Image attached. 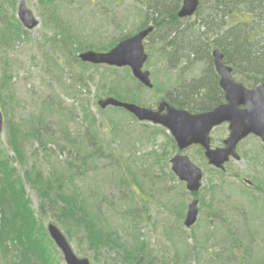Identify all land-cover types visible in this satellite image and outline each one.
<instances>
[{
    "label": "trees",
    "instance_id": "obj_1",
    "mask_svg": "<svg viewBox=\"0 0 264 264\" xmlns=\"http://www.w3.org/2000/svg\"><path fill=\"white\" fill-rule=\"evenodd\" d=\"M38 1L40 12L47 21L46 33L50 34V37L43 38L41 51L44 59L51 62L56 70L54 80L60 85H65L63 76L66 73L71 74L75 65L80 69L76 74H72L71 78L80 81L84 69L99 67L82 63L78 59V53L87 50L106 52L120 40L149 25L153 26V31L147 40L150 39L151 43L154 40L158 55L165 62L166 71H179L175 86L169 82L162 84L154 81L153 89L148 90L125 69L124 78L117 76L100 79L98 91L101 95L148 106L142 96L152 91L161 94L160 100L166 99L173 106L189 112L210 111L223 102V93L218 86V77L212 64L211 52L215 49L223 54V61L232 68L235 80L248 88H254L264 82V0H199L192 23L188 22L190 18L177 17L182 0H89L90 3L94 1L96 11H92L91 15L99 16L97 20L91 16L95 31L92 33L98 38L90 42H80L78 31V25L82 24L84 28L89 22H77L72 19L69 15L73 14L72 12L64 10V13L63 8L56 5L58 0ZM9 2H0V92L3 95L6 91L8 97L13 87L9 52L19 42L29 40L27 32L14 14L17 1ZM7 4L11 7L10 10L7 9ZM132 10L135 13H131ZM128 21L137 24L136 30L119 37L109 34V28L114 26L115 22L124 26ZM86 37L91 39L90 36ZM195 64L204 66L201 75L188 82L184 81V75ZM2 95L0 93V108L8 147L14 160L25 169L20 175L7 155V150L0 144V264H58L52 257V241L45 227L35 217L31 201L25 192V184L36 193L38 213L45 216L48 212L67 240L81 242L93 251L95 261L104 253H112L110 261L113 264H191L192 259L193 263L200 264L199 259L203 261L202 254L209 264H246V258L251 252L250 245L247 251L241 250L243 245L238 232L246 226H251L252 216L248 217L249 210L240 211L234 202L228 203L224 209L212 204L206 205L208 213L202 234L190 230L188 235L181 230L169 228L168 224L163 225L161 234L171 246L163 245V250L158 251L159 254L148 248L139 234L138 228L151 222L148 208L152 205L149 198L156 192V180L176 181L170 171L162 169L163 164L167 165L169 154L175 150L171 137L168 136L170 144L164 145L159 152L151 150L144 154L142 159L147 160L148 164L139 166L138 170L137 159L126 158L123 153V158H117V164L108 172L99 173L95 172L96 162L104 158L108 148L111 152L112 141L110 144L103 142V130L86 107V102L81 107L79 124L84 130L86 140L77 145L68 137L59 141L51 137L55 131L50 122L59 117L63 125H68L69 121L76 118L73 107L64 110L60 104L50 103L46 99L41 104L39 113L29 116L22 124H10ZM107 109L128 115L121 109ZM97 112L100 115L105 111L97 108ZM110 124L117 128V124ZM139 125L146 129L135 131L137 146L138 143H154L164 131L145 123ZM30 140L32 158L40 157L42 163L47 164V168L42 171L36 164V159L27 164L26 142ZM33 144H37V148ZM153 165L154 168L159 167L155 172L152 171ZM98 175L102 178L99 179L101 186L110 182L112 189L109 193L104 194L89 188V182L94 183ZM262 185L263 182H260L255 188L261 196L250 194L249 203L252 209L260 208L264 212ZM162 187L163 191L167 192L165 184ZM182 187L184 188L183 185ZM133 188L137 189L139 194H136ZM227 188V183L223 180L219 185L211 186L210 194L215 196ZM196 197H199V194H196ZM126 203L132 204L133 208ZM185 209L184 202L179 205L177 203L172 213L177 214L176 218L181 221ZM231 213L238 215L241 224L230 222V227L227 218ZM108 215H118L116 223H110ZM128 221L132 223L134 233L123 239L118 235V227L125 225L127 230ZM216 223L219 226L213 232ZM154 224L155 222L150 226L154 227ZM232 225L236 229H233ZM210 239L215 240L219 246L210 249ZM190 240L193 245L188 243ZM171 248L173 251L169 254ZM258 264H264V257Z\"/></svg>",
    "mask_w": 264,
    "mask_h": 264
},
{
    "label": "rangeland",
    "instance_id": "obj_2",
    "mask_svg": "<svg viewBox=\"0 0 264 264\" xmlns=\"http://www.w3.org/2000/svg\"><path fill=\"white\" fill-rule=\"evenodd\" d=\"M4 1L9 2L11 0H0V2ZM16 1L17 2L14 6L15 17L19 0ZM8 4L7 9L10 10L11 7H9ZM25 4L26 7L33 13L35 18H37L38 26L31 31H26L29 38L28 41L23 40L19 42L15 45L13 50L9 52L11 83L13 86L12 92L9 97L6 91L3 92V95L2 92L0 93L4 97V110L7 114V118L10 124H22V122L28 119L29 116L39 113L41 110V104H43L47 99L50 103L60 104L61 107L64 108V110H70L71 108L69 107H73V110L76 114L75 120L69 121L68 125H63L62 121H59V117H56L54 121H51L50 126L51 128L54 127L53 131H55V133L51 135V137L57 141L68 137L72 142H75L77 143V145H79L84 140H86L84 130L79 127L80 119L82 116L81 107L84 106L83 103L86 102V107L89 108L90 112L98 121L99 128L103 130L101 132V138L104 140L103 142L110 144V141H112L110 145L112 153L109 151V148L108 151L107 149H105V151L107 152L104 154V158L99 159L96 162L97 169L95 172H108L113 165L117 164V162L115 161L117 158H123V153L126 158L133 157L137 159V170L139 166L148 164L147 160L142 159L144 154H148L151 150H157L159 152L162 149V146H168L170 144V135L167 133V131L164 130L163 132H161L162 134L157 137L154 143H138L139 146H137L135 141V131L145 130L146 128L143 129L139 125L143 123L137 122L136 120L130 118V116L128 115L110 111L108 109L104 110L105 112L100 115L97 112V100L109 97L104 96L105 94L101 95V93L98 91L100 79L102 77L110 78L117 76H119L120 78H124L126 74V68H118L117 70H115L116 68H107L104 66H99L98 68L88 67L87 69L83 70L82 80L80 81L78 79L72 80L71 78L72 74H76L80 69L78 65H75L73 67V71H71V74L66 73V75L63 76L65 85H60L59 82L56 83L54 80V75L57 74L56 70L54 69L51 62L49 63L48 60L44 59L42 53L43 51H41L43 38L45 36L50 37V34L46 33L48 32V29L45 27L47 21L40 12L38 0H25ZM56 5H60L63 8V12L64 10L72 12L73 14L69 15L75 21L89 22L87 27L84 28L82 27V24H80V26L78 25V31L80 32L78 33L81 37H79L80 42H90L98 38L96 34L92 33L94 29L91 16H93L95 20L99 18V16H95V14L91 15L92 11L93 13H96V11L94 10V1L90 3L89 0H67V2L65 0H58L56 2ZM81 5H85V7H82ZM131 13H135V11L132 10ZM194 20V18H190L188 22L192 23L194 22ZM131 22L133 21H128L124 26H120L118 25V22H115L114 26H110L109 34L113 37H119L123 34L130 33L134 29L136 30L137 24H133ZM86 36H90L91 39ZM146 44L151 45L148 46ZM144 47L145 53L149 57L144 65V69L149 71L151 81H156L162 84H167L169 82L170 85L175 86V80L178 79L179 71H166L165 62L160 59L157 47H155L154 45V40L152 43L150 39L146 40ZM202 68H204V66L200 64L192 65L184 75V81L188 82L192 78H196L201 75ZM69 88H71V90ZM66 94L74 95L67 96ZM142 97H144L143 100L148 103V106L146 107L154 108L158 100H160L161 94H156L150 91L146 92ZM110 122L117 124V128H114L112 126L113 124H110ZM145 125L151 126L149 124ZM149 129L152 130V128ZM123 130L125 131V133ZM225 130H227L226 125L214 130L211 133L210 137L213 147H217L219 142L226 137ZM0 144L2 145L3 149L7 150V155L12 159L11 161L13 166L17 169L18 172H20V175H22V172L25 168L20 167L19 164L14 160L13 154L8 147L7 133L4 124L2 133L0 134ZM33 145L35 146V148H37V144ZM31 147L32 141L30 140L29 142H26V158L28 161L27 164L32 163L33 159H36V164L39 165L41 171L44 170L45 168H47V164L42 163L40 157L32 158L30 150ZM135 147H137V149ZM237 152L239 155V160H230L224 166V170L221 172L223 175L219 174L220 172L212 169L207 165L206 160L203 157V153L199 148L191 147L181 153L182 155L187 156L189 160L198 168H200L203 173V178L201 180L202 186L199 191V197L197 198L199 202V216L196 224H194V226H192L190 230L202 234L203 229L206 226V214L208 213L206 205L212 204L214 207H222L224 209L228 205V203H237V207L240 209V211L245 210L247 212L249 210L248 217L252 216L251 226H246L238 232L241 244L243 245V248L241 250L247 251L249 249L248 245H250L251 252L249 257L246 258V264H258L264 257V212L260 208H257L256 210L252 209L249 203V199L250 194L261 196V193H259L258 190L254 189V186L259 184L260 182H263L262 186L264 188V153L262 152L261 142L254 137H249L244 140L238 146ZM176 154H178L176 150H173V152L169 154L167 165L163 164L162 166V169L164 171H171L169 160ZM158 169L159 167L154 168L153 165V172L157 171ZM99 179L102 178L98 175L96 179H94V183L90 181L89 188L100 193H109V191L112 189L110 182L108 181L106 182V184L103 183L101 186L99 183ZM222 179L227 183L228 188L224 190L223 193H216L215 196H212V194H210L211 186L219 185L223 182ZM244 180L251 182L252 187L250 185L248 186L244 184ZM164 184L165 188H167V192L163 191L162 185L164 186ZM182 185L184 186V184L179 182L178 179H176V181L169 180L167 182L156 180V182L154 183L156 192L153 193V197L149 198L150 204L152 206H150L148 210L150 219L149 221H151L150 224H152L153 222H155V224L154 227H151L149 223L144 224L140 228H138V231L142 236V239L146 242L147 247L152 250L154 249L156 252H160L163 245L167 247L171 246L170 244L169 246L165 242L161 234L163 225L165 226L166 224H168L169 228H175L185 232V234H190V230H187L183 226V218L186 209L181 221L176 218L177 214L172 213V209L176 207L177 203L179 205L180 203L184 202L187 208V205L192 200L191 196H189V194L184 191ZM159 190H161V192ZM133 191L136 194H139L137 189L133 188ZM25 192L28 196V199L31 201V206L34 210L35 217L40 220L43 227L46 228L48 224L55 225L48 212L45 216L38 213V198L35 191L32 190L27 184H25ZM262 195L264 196V193ZM182 198H184V200ZM126 204L133 208L132 204ZM222 216L223 218H225L224 215ZM107 218L110 223L113 224L116 223L118 215H108ZM227 221L229 223L236 222L237 224H241L237 214H229ZM127 225V230H125V225H123L122 228L121 226L118 227V235H120L123 239H127L130 233H134V230L132 229V223L128 221ZM217 226H219L218 223L214 225L213 232L215 231ZM233 229H236V227L233 226ZM69 243L77 257L86 258L90 261L91 264H113V262L110 261V259L113 257L112 253H104L97 259V261H95L93 259V251L87 249V247L81 242L78 243L76 240H71L69 241ZM188 243L193 245V242L191 240L188 241ZM52 246L54 248V250L51 249L53 253V260L58 262V264H64L61 253L54 247V245ZM208 246L210 247V249H214V247L216 248V246L219 245L215 242V240L210 239ZM172 251L173 249L171 248V250L168 251L169 254H171ZM201 256L203 257V261L199 259L200 264H209L206 257L202 254ZM191 262V264H196L193 263V259Z\"/></svg>",
    "mask_w": 264,
    "mask_h": 264
},
{
    "label": "water",
    "instance_id": "obj_3",
    "mask_svg": "<svg viewBox=\"0 0 264 264\" xmlns=\"http://www.w3.org/2000/svg\"><path fill=\"white\" fill-rule=\"evenodd\" d=\"M199 0H182L177 13L179 19L194 15ZM17 18L26 30L34 29L38 22L25 6V0H20ZM153 30L148 27L134 36L121 41L106 53L84 52L79 59L84 63L93 65H106L110 67H128L132 76L143 86L152 88L149 73L143 71L147 56L144 53L143 41ZM212 61L218 76L219 88L224 93V103L215 109L198 114L176 109L166 102H160L156 110L140 107L134 104L123 103L113 98L98 101L101 109L106 107L120 108L132 115L140 122H148L161 126L170 133L179 150L190 146H200L204 150V157L208 165L222 169L224 163L230 158L238 160L237 144L249 135H253L262 143L264 151V83L250 90L232 78V68L223 62V55L219 50L212 52ZM227 124L228 137L223 141V147L212 149L210 147V131ZM2 129V115L0 112V132ZM171 171L185 183L186 190L196 193L201 187L202 172L193 165L187 156L175 155L171 161ZM197 217V201H192L187 208L184 226L191 227ZM47 232L60 250L65 264H90L87 259L75 256L67 240L54 225L47 226Z\"/></svg>",
    "mask_w": 264,
    "mask_h": 264
},
{
    "label": "flooded vegetation",
    "instance_id": "obj_4",
    "mask_svg": "<svg viewBox=\"0 0 264 264\" xmlns=\"http://www.w3.org/2000/svg\"><path fill=\"white\" fill-rule=\"evenodd\" d=\"M218 145L221 146L222 145V141H220Z\"/></svg>",
    "mask_w": 264,
    "mask_h": 264
}]
</instances>
